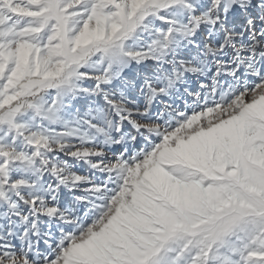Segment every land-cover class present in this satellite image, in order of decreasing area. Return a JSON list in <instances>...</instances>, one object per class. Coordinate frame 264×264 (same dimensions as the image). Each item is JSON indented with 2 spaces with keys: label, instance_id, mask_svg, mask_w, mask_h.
I'll list each match as a JSON object with an SVG mask.
<instances>
[{
  "label": "snow or ice",
  "instance_id": "obj_1",
  "mask_svg": "<svg viewBox=\"0 0 264 264\" xmlns=\"http://www.w3.org/2000/svg\"><path fill=\"white\" fill-rule=\"evenodd\" d=\"M0 264H264V0H0Z\"/></svg>",
  "mask_w": 264,
  "mask_h": 264
}]
</instances>
